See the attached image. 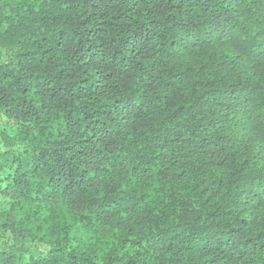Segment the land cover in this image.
<instances>
[{
  "label": "trees",
  "instance_id": "trees-1",
  "mask_svg": "<svg viewBox=\"0 0 264 264\" xmlns=\"http://www.w3.org/2000/svg\"><path fill=\"white\" fill-rule=\"evenodd\" d=\"M0 264H264V0H0Z\"/></svg>",
  "mask_w": 264,
  "mask_h": 264
}]
</instances>
